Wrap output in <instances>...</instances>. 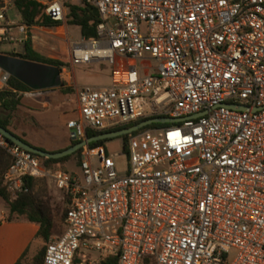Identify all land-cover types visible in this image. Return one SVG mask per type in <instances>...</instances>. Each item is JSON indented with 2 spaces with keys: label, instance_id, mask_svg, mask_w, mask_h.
I'll use <instances>...</instances> for the list:
<instances>
[{
  "label": "built area",
  "instance_id": "built-area-1",
  "mask_svg": "<svg viewBox=\"0 0 264 264\" xmlns=\"http://www.w3.org/2000/svg\"><path fill=\"white\" fill-rule=\"evenodd\" d=\"M35 1L67 23V1ZM82 3L100 22L96 37L70 40V63L107 62L112 71L109 86L77 88L69 139L150 118L180 121L130 134L123 175L102 145L82 148L83 184L0 134L13 159L3 179L11 200L28 191L25 177L51 179L69 198L44 264L86 263L81 249L118 264H264V0ZM11 27L0 45L16 41ZM16 28L26 40L28 26ZM9 78L0 71V89Z\"/></svg>",
  "mask_w": 264,
  "mask_h": 264
},
{
  "label": "trees",
  "instance_id": "trees-1",
  "mask_svg": "<svg viewBox=\"0 0 264 264\" xmlns=\"http://www.w3.org/2000/svg\"><path fill=\"white\" fill-rule=\"evenodd\" d=\"M3 1L4 0H0V6ZM13 6L20 15L21 23L28 26V28L39 27L54 29L63 24L59 21H54L49 16H47L44 7L35 0H13ZM99 22V13L93 6L85 3L69 6L67 23L79 27L82 37L86 39L96 37V27ZM6 54L12 57L56 66L60 68L61 73L63 69L67 67V64L62 61L48 58L34 51L32 48L31 37H28L24 41L23 51L21 53L12 51ZM59 89L65 94L75 93L73 88L66 87L64 81H62V86ZM31 91L33 90L13 77L9 78L7 88L0 89V126L27 144L29 143L22 136L16 134L12 127L14 121L16 120L19 107L22 105V93ZM145 120H139L128 125L116 126L102 131H93L88 129L84 132L83 138L81 140H70V144L67 148L80 143L84 139L92 138L103 133L115 132L130 128ZM159 126L164 127L163 124H153L151 126L145 127L144 129L158 128ZM122 138L126 143L129 135L123 136ZM103 142L104 141L90 143L88 146L93 148L102 145ZM82 152L83 149H80L78 152L61 159H45L39 156L37 157H39L42 165L46 168L63 169V164L68 162L70 159H75L76 164L80 166ZM12 162V157L0 147V199L4 201L7 207L6 220L8 222L27 221L37 224L39 226V230L36 235V239L44 242L47 246L53 237L56 222L60 217L61 220H65L67 209L60 210L58 208L52 207L51 198L49 197L47 184L44 179L25 177L24 184L28 191L26 193L19 194L15 200H11L6 187L3 185V179ZM64 170L69 173L67 169L64 168ZM63 197L67 206L69 198L65 194H63ZM46 246L37 252V254L33 257L31 264H44ZM75 261L74 263L78 264V260ZM15 264H29L27 260V253L24 254ZM100 264H118V259L117 257H109L103 259ZM144 264H153V261L150 258H145Z\"/></svg>",
  "mask_w": 264,
  "mask_h": 264
},
{
  "label": "rangeland",
  "instance_id": "rangeland-1",
  "mask_svg": "<svg viewBox=\"0 0 264 264\" xmlns=\"http://www.w3.org/2000/svg\"><path fill=\"white\" fill-rule=\"evenodd\" d=\"M67 1V9L69 6L76 4H81V0H65ZM3 3L7 4L6 15L8 20L13 23H18L21 21L18 11L13 6V0H4ZM4 20H0L1 23H5ZM70 32V36L67 33V27ZM35 35V33L33 34ZM80 28L73 24H65L64 28L52 31H42L37 32L36 44L37 49L42 51L44 56L48 58L57 59L67 64L62 71V80L67 84L75 85L77 88L82 84H89L86 80L93 72L103 71V76H110L112 71V66L107 62H101L99 64H93L88 66H73L68 60V44L70 39L79 40L81 39ZM2 51L6 52L8 50H20V46L17 42H5L1 45ZM100 65V66H99ZM155 65V62H152ZM99 70V71H100ZM78 73V74H77ZM80 75V76H78ZM80 79V80H79ZM93 86V85H92ZM63 96L58 95L50 102V109L38 110L36 107L28 111L27 108H22L13 123V131L22 136L25 140H28L32 146L42 149L44 151H55V149H63V147H68L70 144V139L68 135L67 123L70 119L77 120L79 115L76 107V97L73 94H67L66 101L63 102ZM36 125H32L33 122ZM169 124H163L167 126ZM159 126L158 128H160ZM27 141V140H26ZM124 140L122 137L114 138L111 140H106L103 142L102 146L108 157H114L116 163V168L119 174L123 175L126 173L128 168V158L123 154ZM117 155V156H115ZM63 167L68 170L70 175L77 177L80 183L83 184L82 170L79 165L76 164L75 159H70L68 162L63 164ZM64 168H59L64 170ZM65 171V170H64ZM47 184L49 197L51 198V204L53 208H58L60 210L67 209L64 201L63 194L59 192L51 179H44ZM3 202H0V206L3 208ZM65 229L64 221L61 217L56 222L54 234L51 240L59 237ZM46 244L42 241L35 243L34 248L37 252L40 251ZM88 260L83 264H100L102 261L100 253L95 250H82ZM233 258V254L230 259ZM32 258L29 257L28 263L31 264ZM76 262V261H75ZM80 261H78V264ZM75 264V263H74Z\"/></svg>",
  "mask_w": 264,
  "mask_h": 264
},
{
  "label": "crops",
  "instance_id": "crops-1",
  "mask_svg": "<svg viewBox=\"0 0 264 264\" xmlns=\"http://www.w3.org/2000/svg\"><path fill=\"white\" fill-rule=\"evenodd\" d=\"M81 2H82V0H81ZM73 5H76V4H73ZM11 8H14V7H11ZM66 8H67V3H66ZM7 9H9V8H7V5L4 6V3H2L0 6V13H2L5 16L6 21H5V23L0 22V33H2L4 31V27H6L7 24L12 25L10 34L16 40L14 42H17L18 45L20 46V50L12 49V50H8L6 52H3L2 48L0 46L1 54H3V55H7L6 53H10L12 51H15L17 53H21L23 51V43L25 41V40H23L24 36L22 34H20L16 28L17 25L22 24L21 21L18 23L10 22L8 20L7 15H6ZM68 11H69V9H67V12ZM2 20H4V19H2ZM64 26H65V23H63L61 26L54 28V29L39 28V27L29 28L27 31V38L31 37L33 50L42 54V51L37 49V47H39L36 44V40L38 38L37 32L59 30L61 28H64ZM66 27H67L66 31L70 36L68 26H66ZM34 33H35V35H33ZM70 40H72V38ZM19 41H22V42H19ZM67 51H68V56H69V44H68ZM68 60H70V57H68ZM91 65H93V64H91ZM100 69H101V67H99V70ZM99 70H98V72H93V74H91L86 80H84L89 84H82L80 86L93 85V86L99 87V88L109 86L111 75L110 76H103L102 75L103 71L102 70L99 71ZM78 76H80V75H78ZM62 81H64V80H62ZM65 84H66V87H71L75 90V93L73 95H75V97H76L77 87L75 85L67 84L66 82H65ZM58 95H61L64 97L63 102L66 101L67 94L61 92V90L59 88L53 89V90H45V91L24 92V93H22V105L19 107V111L22 108H27L26 110L28 113V111L31 110V108L33 109L34 107H36V109H38V110L50 109L51 108L50 102ZM75 102H76V107H77V111H78V115H79L77 97H76ZM70 120H73V119H70ZM36 124L37 123L35 121L32 123V125H36ZM26 140L28 142L29 139H26ZM66 148L67 147L65 146V147H63V149H55V151H50V152H60V151L65 150ZM1 201L2 200L0 199V202ZM2 202L4 205H3V208L0 206V264H15L26 253H27V260H29V257L33 259V257L37 254V250H36V248H34V245H35V243H39V241H40V240L36 239V235L38 233L39 226L35 223H31V222H27V221L8 222L6 220L7 207H6V204L4 203V201H2ZM1 218H3V220H1Z\"/></svg>",
  "mask_w": 264,
  "mask_h": 264
},
{
  "label": "water",
  "instance_id": "water-1",
  "mask_svg": "<svg viewBox=\"0 0 264 264\" xmlns=\"http://www.w3.org/2000/svg\"><path fill=\"white\" fill-rule=\"evenodd\" d=\"M0 71L8 74L10 77L15 78L33 91L53 90L62 86L61 70L60 68L52 65L0 54ZM242 109H245V107H242ZM179 121L180 119L172 118L148 119L130 128L115 132L103 133L92 138L84 139L80 143L60 152H47L36 148L17 138L15 135L1 126L0 134H2L12 144L36 156L45 159H61L78 152L80 149L87 147L90 143H96L130 135L153 124H173Z\"/></svg>",
  "mask_w": 264,
  "mask_h": 264
}]
</instances>
